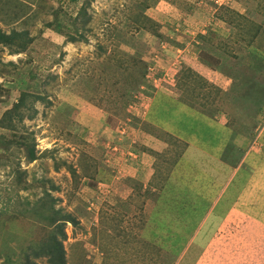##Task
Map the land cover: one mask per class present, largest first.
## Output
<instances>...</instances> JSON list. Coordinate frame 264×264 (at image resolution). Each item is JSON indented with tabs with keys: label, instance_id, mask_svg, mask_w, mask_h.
<instances>
[{
	"label": "rangeland",
	"instance_id": "1",
	"mask_svg": "<svg viewBox=\"0 0 264 264\" xmlns=\"http://www.w3.org/2000/svg\"><path fill=\"white\" fill-rule=\"evenodd\" d=\"M86 1L0 0L32 39L0 43V120L46 97L0 127V264L51 229L43 198L78 219L67 264H264V0H90L82 28Z\"/></svg>",
	"mask_w": 264,
	"mask_h": 264
},
{
	"label": "trees",
	"instance_id": "2",
	"mask_svg": "<svg viewBox=\"0 0 264 264\" xmlns=\"http://www.w3.org/2000/svg\"><path fill=\"white\" fill-rule=\"evenodd\" d=\"M90 5V0H87L78 10L76 16L74 17V22L82 28H85L91 20V15L87 11V7ZM51 23V22H50ZM23 32H17L12 30L10 33H6L0 30V43L11 47L12 53H22L26 50L28 43L32 41L29 36H25L26 40H20L19 37L22 36ZM27 35V32L23 33ZM85 39L84 34H76L68 36L67 40L70 42H76ZM16 46V48H12ZM3 77L7 72H0ZM7 90L5 86L0 83V97L5 95ZM38 100L45 101L46 97L41 94L32 93L29 90H22L18 100L13 104L12 107L7 109L1 117L0 127L6 128L11 132L16 130V123L18 124L24 121L25 116L33 118L37 113L34 110V105ZM1 101V98H0ZM157 107V104H155ZM33 111L32 113L29 111ZM12 143H19L26 150L25 157L28 161L33 162L38 158V151L36 149V143L30 137L29 142L23 136L17 139L11 137L7 139L6 144L10 146ZM17 181L20 183L22 180L23 173L19 172L17 175ZM26 187V185H24ZM26 212H21L25 214ZM33 213H35L41 220H44L47 224L51 226V229L46 233L42 234L40 240L35 244H30V251L25 256V262L22 264H38L30 261L29 257L32 255L35 258L45 257L50 264H67L66 249L64 246V240L67 238L66 225L70 222L73 225L78 224V219H76L72 214H63L59 210L55 209L54 203H47L44 198L41 200L40 204H37L33 208Z\"/></svg>",
	"mask_w": 264,
	"mask_h": 264
}]
</instances>
